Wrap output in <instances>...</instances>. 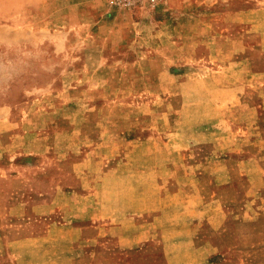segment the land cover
I'll list each match as a JSON object with an SVG mask.
<instances>
[{"label": "crops", "instance_id": "obj_1", "mask_svg": "<svg viewBox=\"0 0 264 264\" xmlns=\"http://www.w3.org/2000/svg\"><path fill=\"white\" fill-rule=\"evenodd\" d=\"M118 10L110 0L34 4L37 31L31 38L26 33L22 37L34 42L38 56L26 68H57L58 57L67 61L62 68H78L73 64L77 58L80 68H196L194 82L178 84V122L186 99L192 100L187 95L192 87L200 89V97L190 103L202 108L193 114L196 124L187 144L178 142V130L175 134L171 128L176 119L162 111V145L139 144L134 150L148 154L146 178L131 182L137 187L116 201L130 199L136 205H110L103 180H92L90 191L67 194L71 204L58 212L65 223L60 229L51 225L57 234L48 243L67 250L66 264L75 263L81 245H99L105 238L125 253L157 254L123 258V264H264V5L251 6L250 0L239 5L233 0H162L151 10L140 7L128 22L116 16ZM50 78L42 88H25L51 91L58 78ZM61 87L68 92L74 84ZM24 93V101L14 108L16 115L12 106L0 108L1 122L15 116L33 120L28 105L35 104V92ZM10 144H0V159L25 150ZM197 151L204 155L186 159L184 153L194 158ZM15 178L0 173L8 185ZM23 205L19 202L9 216L18 211L16 216L23 219ZM1 231L6 233L3 226ZM257 252L262 255L253 257ZM22 257L17 264H26ZM0 264L8 261L2 258Z\"/></svg>", "mask_w": 264, "mask_h": 264}, {"label": "rangeland", "instance_id": "obj_2", "mask_svg": "<svg viewBox=\"0 0 264 264\" xmlns=\"http://www.w3.org/2000/svg\"><path fill=\"white\" fill-rule=\"evenodd\" d=\"M161 1L154 6H142L151 10ZM49 2L0 0V108L12 106L11 112L16 115L18 110L14 108L24 101V91L35 92L36 99L35 104L28 105V117L33 120L23 121L15 116L9 122L0 121V144L11 140V148L25 149L17 156L0 159L2 176L17 175L9 185L0 179V250L4 248L5 256H0V260L5 258L8 264H17L23 255L26 264H66L67 250L48 242L57 234L51 225L60 229L65 223L58 212H65L71 204L67 194L85 193L93 188L89 182L101 178L102 191L110 198L107 203H122L127 208L136 205L130 199L116 201V196L129 194L137 187L131 182L146 178L148 154H136L134 150L139 144L155 148L162 145V111L176 119L171 128L175 134L178 130L181 140L177 141L187 144L196 124L193 114L202 108L190 103L196 95L200 97V89L192 87L187 94L192 100L186 99L181 110L184 116L178 122V84L184 80L194 82L196 68H144L143 64L136 68H122L121 64L120 68H80L78 58L73 61L78 68H62L67 63L62 57L54 62L57 68H26L30 66L29 60L38 56L34 42L23 39L31 38L37 31L38 25H33L34 4ZM233 2L239 5L241 0ZM250 5L263 6L264 0H250ZM112 7L120 9L121 14L116 16L123 22L134 18L140 8ZM25 33L27 36L22 37ZM50 77L58 78V86L51 91L25 88H42L53 79ZM64 82L73 83L74 89L67 92L61 87ZM163 97L166 101L161 103ZM197 152L200 154H195L196 158L192 153L184 155L193 161L204 155ZM173 155L176 157V153ZM18 196L20 200L15 198ZM19 202L25 206L23 219L16 216L18 211L9 216ZM50 212L55 214L51 216ZM2 226L6 233H1ZM105 239L99 245L93 241L81 245L75 252L79 256L74 264H123V258L157 256L145 250L125 253ZM250 240L258 242L254 237ZM261 255L257 252L253 257Z\"/></svg>", "mask_w": 264, "mask_h": 264}, {"label": "built area", "instance_id": "obj_3", "mask_svg": "<svg viewBox=\"0 0 264 264\" xmlns=\"http://www.w3.org/2000/svg\"><path fill=\"white\" fill-rule=\"evenodd\" d=\"M112 5L118 8L135 9L144 4L154 6L158 0H112Z\"/></svg>", "mask_w": 264, "mask_h": 264}]
</instances>
